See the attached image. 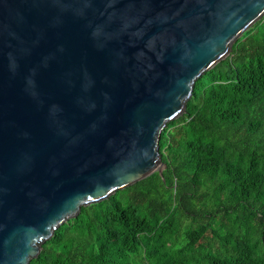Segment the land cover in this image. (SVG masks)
<instances>
[{"label": "water", "instance_id": "95a60500", "mask_svg": "<svg viewBox=\"0 0 264 264\" xmlns=\"http://www.w3.org/2000/svg\"><path fill=\"white\" fill-rule=\"evenodd\" d=\"M264 0H0V264L165 165L159 139Z\"/></svg>", "mask_w": 264, "mask_h": 264}, {"label": "trees", "instance_id": "16d2710c", "mask_svg": "<svg viewBox=\"0 0 264 264\" xmlns=\"http://www.w3.org/2000/svg\"><path fill=\"white\" fill-rule=\"evenodd\" d=\"M154 173L83 207L29 264H264V17L198 79Z\"/></svg>", "mask_w": 264, "mask_h": 264}]
</instances>
